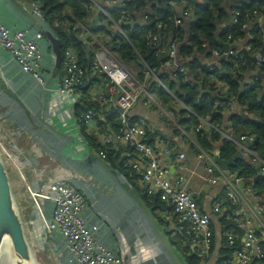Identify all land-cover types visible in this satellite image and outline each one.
<instances>
[{
    "label": "built area",
    "instance_id": "2783aa9c",
    "mask_svg": "<svg viewBox=\"0 0 264 264\" xmlns=\"http://www.w3.org/2000/svg\"><path fill=\"white\" fill-rule=\"evenodd\" d=\"M88 1L92 3L93 9L96 10L95 14L100 13L111 22V27H108V32L105 35L125 37L124 27L128 24L135 26L137 23L141 30L147 27L145 17H142V21L140 18L132 20L129 15L130 20L127 17L120 19L118 22H113L109 12L104 9L103 5H99V2L95 0ZM107 1L108 6H116L118 10L126 5L125 0ZM20 4L43 27L39 8L33 3L30 5ZM170 5L181 8L178 18L174 21L175 26H180L182 20L193 15L191 7L184 3L177 4L171 0ZM143 13L142 15H146ZM235 15L236 17L243 16L245 18L255 17L256 26H261L264 23V15L255 9L247 12H237ZM79 29L78 38L87 42L90 48L98 46L97 43L104 36L101 31L93 30L86 24H80ZM43 39L41 33L35 30L9 29L0 23V50L7 52L24 74L35 79L43 88H47L43 77L45 67L40 45ZM147 39H152V47L159 46L157 37L148 34ZM97 48L93 53V60L88 72L91 76H95V74L103 75L104 80L107 82L104 90L101 86L96 87L98 90L92 94L93 102L105 108L106 116L116 115L120 122L118 133L108 129V137H104L103 140L115 147L131 148L136 152L138 157L131 161V166L141 177L140 187L150 196L159 194L160 200L171 208V213H158L165 222L173 224L167 232L171 236H177L183 232L184 228L187 231L186 234L191 237L192 243L190 242L189 246L193 254L206 259L209 255L213 233L210 227L211 219L202 212L198 201L204 194L206 187L214 188L219 185L223 187L224 194L212 202V213L220 218L225 216V214L223 215L225 210L229 212L231 210L236 211L235 214L231 212L233 222L238 228L245 231L242 249L234 252L230 263L253 264L255 260L261 259L264 256L263 239L260 236V234L264 236L262 221L264 206L258 205L255 207L250 204V200H257L254 190L257 182L264 176V163L254 153V139L247 136L246 133L234 135L229 130H222L220 122H211L210 117L199 120V124L192 133L193 137H191L179 125L174 112L166 107L154 93L149 92L147 84L137 79L132 67L116 57L109 47L103 45V47L98 46ZM159 52L158 49L152 48L155 58L159 56ZM254 58L257 65L264 64V55L258 54ZM169 59L174 61V51L169 52ZM63 67L66 74L62 83L58 82L55 86V92L62 98H72L77 101L81 97L79 87H81V90L85 88L90 90L92 87L86 81L83 82V72L77 65L76 54L70 49L63 53ZM161 67L170 68L172 63L171 61L165 62ZM180 72L185 74L183 69H180ZM145 75L154 77L157 75L156 70L149 69ZM257 80L254 81L257 82ZM89 81L93 84L92 80ZM156 86L159 90L171 94L165 82L158 80ZM142 100H144L145 106L155 107L160 118L166 124L172 126L173 132L178 133L181 144L170 145L168 142H161L160 145L162 146L159 147L160 151H158L157 148L150 146L147 142V134L150 133L148 122L142 118L136 119L132 124L129 123L133 120L129 114L130 110ZM176 102L181 106L179 101L176 100ZM218 107L219 103L217 102L215 108ZM233 112L241 116H247L248 114L247 110L236 99H230L225 105L224 113ZM97 119L98 115L93 110H87L83 122L88 130L95 131ZM76 124L78 125L77 120ZM211 131L219 134L222 141L234 145L237 149L236 152L241 154L242 159H246L255 169L258 168L259 175L245 179L229 174L228 171H222L214 162L213 152L203 150L195 138L196 134L208 136ZM191 149L194 150V154ZM8 151L12 153V151ZM12 155L14 154L12 153ZM195 182L203 187V190L199 193L193 190ZM65 184L58 188L49 186V189L52 190L46 192L43 201L36 202L33 200V202L36 212L39 213L45 226L47 219L45 204L47 202L52 204L51 219L47 222L54 230H48L47 233L61 241L63 253L68 258V264H122L121 257L99 241L100 228L98 225L88 224L85 218L88 209H86L83 194L81 193V195L73 186H71L72 189L68 187V183ZM27 191L29 195L36 192L30 186ZM97 192L100 193V190H97ZM32 195L35 196V194ZM173 217L176 218L177 227L174 224ZM255 228L262 232H258ZM224 236L227 238L229 245L235 243V237L229 231L225 232Z\"/></svg>",
    "mask_w": 264,
    "mask_h": 264
},
{
    "label": "crops",
    "instance_id": "0c3cea01",
    "mask_svg": "<svg viewBox=\"0 0 264 264\" xmlns=\"http://www.w3.org/2000/svg\"><path fill=\"white\" fill-rule=\"evenodd\" d=\"M16 1L19 2V0ZM20 1L28 5L32 4L31 0ZM95 1H98L99 5H103L107 12H111L112 6H108L107 0ZM129 1L130 0H125V3ZM204 1L205 0H186L184 4L188 5L189 2H194L195 6H199L202 5ZM215 1L218 3L220 11H223L226 16L222 20L217 21L218 29L214 34L218 44L217 49H214V47L206 41L200 42L199 47H195L192 42L191 25L196 21L194 17L195 12L192 7L193 15L188 19L182 20L180 26H175L181 33L179 36H173L171 34L162 36V34H160V36L157 37L159 46L156 47L151 46L152 39H147L150 47L160 51L158 53L159 56L155 58L153 54L152 57L150 53L147 54L146 57L142 55L138 57L136 64L129 66L133 68L137 79L147 84L150 93H154L156 96L159 95L161 90L156 88L158 80H161L163 83L165 82L168 86L173 83L176 87L179 85L189 86L192 85L194 80H200L201 83L199 82L198 91L202 90L204 93L212 89L224 91L226 85H222V82L213 83L212 80L209 82V75L214 71H218L223 75L224 66L230 64L233 68L238 70L239 76L242 78L241 89L255 90L260 100L264 98V64L257 65L255 62H252V68L250 72H248L246 58L240 53L241 51H245L248 57L252 58L256 57L258 54L264 55V23L261 24V26H256L255 17L245 18L243 16L236 17L235 15L237 12H247L248 10L254 9L264 15V6L258 8L260 4L259 0ZM172 7L175 16L178 18L181 8L179 6ZM150 12L151 9L149 6L143 14L150 15ZM139 17L140 15H137L138 19ZM241 19L244 22L242 26H239L238 22ZM0 23L9 29L34 31L29 20L18 12L9 0H0ZM97 26H100L99 23ZM158 31L160 32V29ZM238 32L241 36L237 35ZM222 35H225L224 40H221ZM43 40L40 42L42 52ZM224 46H226L227 49H225ZM111 51L114 53L112 49ZM170 51H174L175 53L174 61L169 59ZM149 56L157 61L162 58L166 59L167 62L171 61L172 67L162 68V65H154L151 67L148 64V60H150ZM53 62L54 60L50 64H46L44 59L43 65L46 70L44 69L45 73L43 77H45L47 88H43L35 79L24 74L7 52L0 50V129L3 127L6 129V131L4 130L5 136L2 135L4 144L2 147L6 154L12 155L6 150V146L11 148L12 152L20 154V164L23 169H25L23 172L22 185H24L27 190L29 186L33 188L36 184L41 187L48 181L47 187L43 190L32 192L35 196L30 193V199L36 202L43 201L46 192L52 190L49 189V186L52 187L56 183L68 181L66 183H75L80 187L82 184H86V182L80 179L72 180V178H78L79 175L85 176L93 181V184L90 182L87 184L89 190H106L108 193L106 196L107 193L101 191L104 194L99 204L105 215H99L103 218L102 225L98 226L100 228V234L98 235L99 241L116 252L121 257L122 264H171L165 252L153 240V237L152 239L149 238L151 235L149 227L130 198V195H134L129 191L132 187L129 188L127 186V181L119 175L118 171L103 163L101 152L91 150L87 147L85 137L82 135L81 128L76 124L75 118L76 107L80 108L83 106L77 104L79 103L78 100L74 101L72 98H62L55 92V86L58 82L62 83L64 76H60L58 73L56 77H50L53 69ZM149 69H155L157 75L154 77L152 75L146 76L145 73ZM180 69H183L185 74L180 72ZM209 69H211V71H209ZM256 69L259 70L262 77L256 74ZM103 78L104 76L101 74L88 76V80L93 81ZM256 79H258L257 82L254 81ZM216 94L220 96L224 95L221 93ZM172 97L176 99L173 95ZM15 98H17L18 101ZM35 99L41 102L39 104L34 103ZM221 99H223V97L217 98L218 102ZM143 101L144 100L138 102L130 110L129 114L133 121L143 118L148 122L150 128L149 140L152 142V147L160 151L159 147L162 146L160 143L163 142L164 139L172 140L178 145L181 144V139L175 135L172 126L166 124L160 118L156 113L155 107L145 106ZM20 104H23L27 113L23 111ZM97 114L99 116V122H104L105 119L103 115L100 112ZM234 114L238 115L236 112L224 113L221 126L222 130L228 129V119ZM251 115L253 117L255 116L254 114ZM253 117H250V119L256 121ZM257 118V122H259L260 118ZM53 122L57 123L52 124ZM106 129L111 128L107 127ZM7 135L12 138V140L9 137L7 138ZM103 138V136L100 137L102 140ZM17 147H21L22 151L18 150ZM217 147L218 145L214 146L212 152H217L215 151ZM120 148L125 149V147ZM126 157L130 158L128 154ZM115 158L114 156L113 159L115 160ZM114 164L116 167V160ZM10 171L15 174L13 170ZM25 176H28L29 183H27ZM33 182L35 184H33ZM125 186L128 189H126ZM138 186L140 187L139 184ZM193 190L199 193L203 190V187L199 185L198 182H195ZM223 194L224 189L222 186L218 185L214 188L206 187L204 189V194L198 201V205L202 212L208 215L211 221L215 223L214 245H211L208 257L202 259L200 264H219L224 260L221 239L225 232H221L222 229L219 224H217V220L222 217L219 218L215 216L211 211L212 202L216 200L217 197L223 196ZM254 194L257 200H250V204L255 207L258 205L264 206V194L258 195L256 189L254 190ZM116 203L121 207V212H131V214L125 218V216L116 209ZM231 212L233 214L236 213V211L233 212L232 210ZM231 212L225 210L223 211V215L226 214L231 217ZM37 215L41 222L42 229L45 232L48 230L52 231V226L49 225L47 219L45 226L39 213H37ZM263 216L264 212L262 217ZM85 218L89 225L95 224L90 218H87V216H85ZM93 219L97 221V217ZM262 221L264 224V217ZM253 224L255 225L254 221ZM121 226L123 232L115 236L113 229L118 227L120 229ZM239 230L240 232L237 234L234 232L230 233L235 237L236 241L241 243L239 246L241 250L245 231L242 230V228H239ZM257 230L261 232V230ZM109 241L110 243L117 241L118 245L116 243L115 247H112L109 245ZM30 242L31 245L34 246L35 241L31 239ZM233 256L234 253L231 255L230 260L233 259ZM59 259H61L62 262V258L60 257Z\"/></svg>",
    "mask_w": 264,
    "mask_h": 264
},
{
    "label": "trees",
    "instance_id": "16d2710c",
    "mask_svg": "<svg viewBox=\"0 0 264 264\" xmlns=\"http://www.w3.org/2000/svg\"><path fill=\"white\" fill-rule=\"evenodd\" d=\"M173 1L177 4L186 2V0ZM19 2L24 3L20 0ZM31 2L40 10L42 25L61 41L62 52L64 53L67 49H70L76 54L77 65L83 72L82 80L83 82L86 81L92 87L90 90L89 88H85V90H81V87L78 88L81 97L77 104H81L83 107H76L75 110V118L81 128L82 135L85 137L87 147L91 150L101 152L103 163L118 171L119 175L127 181V186L129 188L132 187V189L129 190L130 193L142 199L152 215L156 218L159 229L166 233L182 264H200L203 258L195 256L190 249L189 244L190 242L192 243V240L191 237L186 234L187 231L183 228L182 233H179L177 236H171L167 231L170 230L173 224L165 222V220L158 215V213L163 212L171 213V208L160 200L159 194L150 196L138 186L141 177L131 166V159H137L138 157L136 152L131 148L122 149L115 147L100 139L101 136L108 137L107 127H110L115 133H118L120 122L116 115L106 116L105 108L93 102L92 94L98 90L96 87L101 86L104 90L107 81H105L104 78L95 79L96 81L92 80L93 84H91L88 80V76H91L88 69L91 65L93 53L98 48H90L87 42L81 41L78 38V33L80 30L79 25L86 24L93 30L98 29L105 35L108 32L107 28L109 26L111 27V22L100 13L95 14L96 10L93 9L92 3L88 0H31ZM170 2L171 0H130L125 3V7L122 9L119 8V10L118 7L112 6L109 15L113 22L125 19L129 15L132 20H137V15H140L139 18L141 21L142 17L147 19V27L141 30L137 23L135 26L128 24L124 27L126 38L108 35L105 45L111 48L121 61L130 66L137 63L139 56L143 55L146 57L149 53L152 56V47L149 46L146 40L148 34L154 37H159L160 34H162V36L165 34L179 36L181 34L180 31L175 28L174 21L177 17L175 16ZM259 2L258 8L263 7L264 0H259ZM149 6L151 9L150 15H142ZM188 6L192 7L195 12L194 17L196 21L191 25L192 42L195 47H199L200 42L206 41L210 43L214 49H217L218 44L214 34L218 29L217 21L225 18V13L220 11L219 5L215 0H205L204 3L199 6H195L194 2H189ZM130 18L128 17V20H130ZM242 19L238 22L239 26L243 25L244 21ZM98 23L100 26H97ZM159 29L160 32L158 31ZM237 35L241 36L239 32ZM224 39L225 35H222L221 40ZM165 62H167V60L163 58L157 61L150 57V60H148V64L151 67L154 65H163ZM59 74L60 76H65L66 74L63 65H61L59 69ZM209 76V82H211V80L213 83L222 82V85H226V89H224V91L212 89L204 93L202 90L198 91L199 84L201 83L200 80H194L192 85L189 86L179 85L176 87L173 83L170 86L166 84L171 94L161 90L156 97L174 112V116L179 122V125L191 133L194 132L196 126L199 124V120L206 119L207 117H210L211 122H220V125H222V118L224 117V113L222 112L225 110L226 103L228 100L236 98L247 110L248 114L247 116H241L240 114L231 115L228 119L229 125L227 131L229 130L234 135L246 133L247 136L252 137L255 142L254 153L256 157L264 163V98L260 100L255 90H242V78L239 76L238 70L233 68L230 64L224 66L223 75L218 71H214L210 73ZM216 93L224 95L220 96ZM172 95L180 102L181 106H176V99H174ZM220 97H223V99L218 102L217 98L219 99ZM215 101L219 103V107L216 109L214 108ZM87 110H93L96 114L100 112L105 119L104 122L100 123L98 116L95 131L88 130L84 125L83 118ZM251 114L259 117L260 121L257 122L258 118L255 116L253 117ZM250 117L255 118L256 121H252ZM133 122L132 120L129 123L132 124ZM174 133L178 136L177 132ZM209 133L208 136H202L201 134L195 135V138L200 143L203 150L212 151L214 146L218 145L215 151H217L219 157L223 160L230 159L236 153L237 149L234 145L222 141L219 134L214 131ZM149 134H147V142L150 146H153L152 142L149 140ZM163 142H168L170 145L176 144L174 141L168 139H164ZM191 152L194 154L193 149H191ZM127 154L130 158L126 157ZM114 156L117 161L116 167L114 164L115 160L113 159ZM228 173L245 179L257 177V170L245 159L236 160L234 165L228 169ZM255 189L258 195L264 194V176L257 182ZM173 221L177 227L175 217H173ZM214 224L215 223L211 221L210 227H212L213 233L211 245H214ZM217 224L221 227V232L229 231L236 234L240 232L239 228L233 222V218L226 214L224 217L217 220ZM260 236L263 239L262 245L264 246V236L261 234ZM221 242L224 260L219 264H231V255L240 250L239 246L241 243L235 240L233 245H229L225 236H222ZM259 263H264V256L253 262V264Z\"/></svg>",
    "mask_w": 264,
    "mask_h": 264
},
{
    "label": "water",
    "instance_id": "95a60500",
    "mask_svg": "<svg viewBox=\"0 0 264 264\" xmlns=\"http://www.w3.org/2000/svg\"><path fill=\"white\" fill-rule=\"evenodd\" d=\"M9 1L18 12L29 20L34 30L41 33L42 37L49 43L54 56L51 77H56L61 65H63L61 41L49 30L41 27L18 1ZM224 48L227 49L226 46H224ZM241 54L246 58L248 72H250L252 62H255V58L248 57L245 51H241ZM15 99L18 101L17 98ZM20 105L23 111L27 113L23 104ZM212 156L214 162L224 172H227L228 169L234 165L236 160H242L239 152H236V154L228 160L221 159L217 152H213ZM256 169L259 175V170L258 168ZM130 198L134 202L139 213L144 217L149 231L152 233L153 240L165 252L171 264H182L166 233L159 229L156 218L152 215L147 206L140 198L134 195H130ZM23 215L24 212H21V208L18 207L12 191L10 173L0 154V264H2L4 258H7V264H35L32 245L26 230L28 224L24 222Z\"/></svg>",
    "mask_w": 264,
    "mask_h": 264
},
{
    "label": "rangeland",
    "instance_id": "374dc122",
    "mask_svg": "<svg viewBox=\"0 0 264 264\" xmlns=\"http://www.w3.org/2000/svg\"><path fill=\"white\" fill-rule=\"evenodd\" d=\"M107 36L108 35H104V36L101 37V41H99L97 43L98 46L103 47V45H104L106 47L105 42L107 40ZM98 46H96V47H98ZM43 57H44V59L46 61V64H50L53 61V58H54L52 50H51V47H50L49 43L47 42V40H43ZM255 72H256V74L259 77H262V74L259 72L258 69H256ZM156 88H157V86H156ZM40 102L41 101H39L38 99L34 100V103H38L39 104ZM177 105H178V103H177ZM150 109H152V108H150ZM56 123L57 122H53L52 124H56ZM4 130L6 131L5 127L0 129V138L5 136ZM188 133H189V135L191 137H193V134L191 132H188ZM10 139L12 140V138H10ZM21 147H17L18 150L22 151ZM7 149L10 150V151L12 150L11 148H8L6 146V150ZM12 153L14 154V156H16V158L19 161V163H21L20 154L15 153V152H12ZM8 171L10 173L11 184L13 186L14 195L17 198L16 202L18 204V207L21 208V212H24V215H23L24 222L26 224H28V227H26V230H27V233L29 235V240L32 239V240L35 241L34 246H32V251H33L32 253H33V256H34L35 264H68V258H66L64 253H63V250H62L63 249V245L61 244V241L59 239H55L53 236H51L49 233L45 232L42 229V225H41V222H40V220L38 218L34 202L30 199L29 193L26 190L25 186L22 185V183H23V174H17V176H16L9 169H8ZM25 178L27 179V183H29L28 176H25ZM78 179L84 180L86 182V184L84 183L85 185L82 184L79 187L75 183H68V187L71 188V186H73L74 188H76L80 192V194L81 193L83 194V198H84L83 200H84L86 209H88V211L86 212L87 218H90V220L93 223L97 224L98 226H101L103 218H101L99 215H103L104 216L105 213H104L101 205L99 204V202H100L103 194L107 193V191L106 190H100V193H98L97 189L89 190L88 187H87V184H88V182L93 184L92 183L93 181L91 179L85 177V176L79 175L78 178H76V177L72 178V180H78ZM66 182H68V181H66ZM33 184H35V183L33 182ZM47 185H48V181H46V183L44 185H42L41 187L37 186L35 184L32 189L35 190V191H39L42 188L44 189ZM101 191H104V193H102ZM107 195H108V193L106 194V196ZM51 209H52V204L50 202H47L45 204V211H46L47 220L51 219ZM116 209L119 211V213H122V215L125 216V218H127V216L129 214H131V212H121L122 209L119 206V204H117V203H116ZM96 217H97V221H95L93 219V218H96ZM120 232H123L122 226L120 227V231H119L118 228H114L113 229V233H114L115 236L117 234H119ZM150 234L151 235H150L149 238L152 239V233H150ZM108 243L112 247H115L116 243L118 245L117 241H113L112 243H110V241H109ZM60 257L62 258V262L63 263L61 262V259H59Z\"/></svg>",
    "mask_w": 264,
    "mask_h": 264
},
{
    "label": "bare ground",
    "instance_id": "6f19581e",
    "mask_svg": "<svg viewBox=\"0 0 264 264\" xmlns=\"http://www.w3.org/2000/svg\"><path fill=\"white\" fill-rule=\"evenodd\" d=\"M3 137L0 138V154H1V158L4 162V164L7 166V168L9 170H13L17 176V174H23V172L25 171V169H23L22 165L19 163V161L17 160L16 156L14 155H10V154H6L4 152L3 149ZM20 183V182H19ZM66 185L65 182H61V183H56L55 185L52 186V188H58L60 186ZM13 191V188H12ZM14 194V191H13ZM15 197V195H14ZM16 200V197H15ZM54 229L52 228V231ZM2 264H7V258H4V260L2 261Z\"/></svg>",
    "mask_w": 264,
    "mask_h": 264
}]
</instances>
